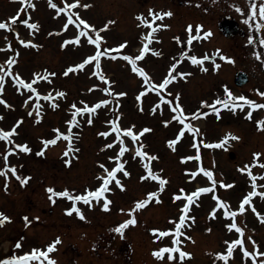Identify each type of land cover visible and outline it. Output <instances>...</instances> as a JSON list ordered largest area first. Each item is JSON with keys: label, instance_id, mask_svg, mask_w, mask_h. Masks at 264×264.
Wrapping results in <instances>:
<instances>
[{"label": "rangeland", "instance_id": "374dc122", "mask_svg": "<svg viewBox=\"0 0 264 264\" xmlns=\"http://www.w3.org/2000/svg\"><path fill=\"white\" fill-rule=\"evenodd\" d=\"M4 3V0H0V9L1 16H5L4 10L1 5ZM7 1V0H6ZM57 1V0H55ZM62 1V0H61ZM92 3L93 6H89L82 10V13L92 15L95 17L97 22L110 19L114 21L117 19V24L124 25L126 28L131 30V34L134 32L135 20L132 17L133 12L135 13V5H133L130 0H127V3L120 0H82L81 2ZM21 4V1H18ZM35 3L36 7L33 8L34 13H32L27 6L19 5L21 8H24V14L28 12V15L31 16L32 20H36L40 25L41 32L36 35V38L32 39L36 41L40 46L34 49H30L21 45L19 40L16 37H12L9 41H5V45L8 47V44H14V52L10 53L8 57H13V59L18 60L15 68H13L14 74L19 73L20 77L25 79L28 82H31L34 78V74L39 73L41 76H47L50 73H56L55 76H51L48 80H40L34 85L38 91L44 95L49 92L53 93L56 91H63L66 93V96L61 97L57 100L60 106L58 108H53L50 105V101L40 100V104L43 106L41 109L35 108V95L30 93V91L25 92L24 90L21 93L16 91V87L12 86L9 80L5 77V85L2 99L7 101V105L3 102H0V106L4 109V119L1 124L5 130H10L17 121L21 120L22 123L17 127V134L14 135L13 140L18 143H27L31 148V153H24L22 151H17L12 154V158L7 161V164L3 166L7 168L8 173L11 172L10 166L17 167V173L21 176H25L28 171L32 174L33 181L29 186L27 184L19 185V180L16 177V174H11L12 177H15L17 182L15 186H11V193L13 196H16L17 199H8L7 206L11 207L12 211L8 216L11 221L8 222L3 228H0V239L10 238L14 241L12 247L14 252L13 255H22L24 253L31 252L34 248L43 244L45 241L53 238L55 236V231L61 232L64 229L61 227L59 220H51V217L56 216L60 213V208L63 206L61 204L62 199L56 198V207H54L53 212L45 213L44 218L39 212L27 209V200L30 199L31 189L35 196L36 204L40 206L42 210L43 207H48L49 203L46 204L45 197L40 199L39 195H42V182L44 179L47 180V184L50 186H57L62 178V183L65 188L69 190H79L74 194H79L84 192L89 187H97L98 181L97 177L102 172V169L99 167V163L103 162L108 167L114 166V161L110 160V156H115L118 154L119 144H115L112 148H105L106 144H110L115 139V134H111L108 137L99 135L98 133L108 131L110 125L106 123L112 119H119L120 125L122 127H130L135 125V131L140 132L144 128H149L151 131L145 132L142 137L139 139V144L144 145V150L149 152L150 155L158 157L160 159L152 160L153 171L164 178L167 179L168 183L165 186V190L160 196V202L158 205L154 206L157 202L153 199L150 203L151 206L144 207L137 210V224L142 223L144 217L145 220H148V223L155 226H162L165 229L174 228V224L170 222L171 218H178L181 213L182 204L186 200L182 199L180 201L174 200V193H178L181 188L185 189L188 193H191L198 187L202 186H211V181L204 174L195 175L194 179H190L193 172L199 171L196 164V159L183 160V157H199L203 160V167L207 170H211L215 174L216 180L224 181L225 183L234 184L231 188H224L220 183H217L216 186L222 188L223 198L225 201H228L232 209H238L240 201L243 199V196L249 192L251 189V182L248 176L245 173H241L239 168L241 166L249 165L254 161V153H261L260 160L264 162V130H260L256 121L261 118H264V109H257L253 112V118L248 119L246 117V112L251 110L250 106H246L243 109V114L239 113L241 110H228L226 113L225 109L221 110L220 118L218 119L216 114L212 112L209 108L203 105L202 101H209L212 103L217 97H221L224 93V87L220 88H210L207 84L209 77L203 75L201 77H196L198 74H194L190 79L183 78L178 80L174 87L171 89L164 90L168 94L167 98L175 100L177 94L180 97V104L183 106L186 113H193L199 111H208L209 115L207 117L200 116L199 119L194 120V124L197 125L200 129L198 133H187L186 139L183 141L185 143L178 142L180 146H177V149H173L169 146V138H163L162 132L165 129L160 127V122L164 119H171L174 113L171 110V106L165 103L162 106V110L156 109L154 106L158 103L157 96L151 98V95L148 94L151 91L149 90L141 100H149L146 104L138 105L141 101L138 99L139 93L143 91L147 86L141 84L132 85L130 84L133 78L129 81L128 78H131L130 73L126 71L127 66H122L119 62V59L116 58V64L107 63L113 62L111 58H105L102 60V69L103 74L106 76L111 73V81H115V85L110 86V84L102 83L97 76L92 75L94 79L88 80L86 75L79 71H73L67 76L64 75V72L71 64H78L82 62L85 54V50L81 51L80 59L68 61L67 50L60 51L57 54L53 53V35L48 37V34H45V31L48 28H58L57 25L50 22L55 17L53 9L51 12H43V8L49 6L42 4L43 8H40V3H46V0H31ZM125 5V6H122ZM7 7L9 10H14V6L8 4ZM48 17L47 20H44L45 15ZM7 17H10L9 15ZM59 25V24H58ZM119 28L121 29V26ZM59 28H61L59 26ZM115 34H118L117 30H113ZM20 34V39L29 41L31 35L26 30L18 31ZM43 33L46 35L44 38ZM126 36L119 35L114 37L113 41L118 43L121 39H126ZM129 38V35H128ZM129 40V39H128ZM50 42V46L49 43ZM220 44V41L209 40L205 47L217 46ZM227 48L230 46L226 45ZM204 46L196 47L195 50H199ZM39 48V49H37ZM257 46H249L247 49V59L248 64L245 65L247 72L252 75L249 84L242 89H237L235 86L232 87V91L236 95H244L250 99H253L259 102L264 97H261L256 90L264 91V64L256 63L253 53L256 51ZM207 49V48H205ZM259 49V48H258ZM128 47L122 49L123 52H128ZM246 50V49H245ZM19 55H16V53ZM83 55V56H82ZM78 57V58H79ZM124 60V59H120ZM4 62L8 61V58L3 59ZM76 61V62H74ZM143 61V60H141ZM168 61L165 62V65ZM94 64V63H92ZM139 64H142L140 62ZM91 65V64H90ZM90 67V66H88ZM165 67V66H164ZM93 72L96 71L95 67L92 68ZM5 71V67L3 69ZM159 72V69H158ZM157 72V73H158ZM163 73V72H162ZM134 77H139V75H134ZM211 78H213L211 76ZM217 78V77H216ZM96 84H98L97 87ZM86 87V88H85ZM105 87H111L114 89V92H124L126 95L122 97L115 96V94L109 95L105 93L103 89ZM91 89V91H89ZM171 93V95H169ZM29 95H33V100L28 101L27 106L25 105V100H27ZM107 99L110 101L108 105L102 106L98 111V115L93 118L94 123L88 124L86 120L81 121L83 124L75 130L74 133V146L79 149L74 156H71V165L65 163L66 159L62 154V151L65 145H59L54 147L52 150H46L44 155H39V151L42 148V140L45 138H50L55 133L54 129L60 128L62 131L67 130L66 121L71 118L72 113L69 111L71 104L76 103L78 107L87 106L86 104H92L98 99ZM84 101L85 104L82 103ZM156 102V103H155ZM155 103V104H154ZM262 103V102H259ZM264 103V102H263ZM154 104V105H153ZM11 105V107H8ZM143 109V110H141ZM3 111V110H2ZM0 111V112H2ZM29 112H32V115H29ZM34 112H39L41 118H38ZM199 114V113H198ZM234 114V115H233ZM233 115V116H232ZM39 119V122L37 120ZM192 117L189 116V121L192 123ZM158 124V129L161 132V138L155 139V129L150 128L153 125V122ZM177 122H171V131L174 132L173 128ZM233 133L235 136H239V140L230 139L227 142L226 147H205L204 144L207 142H214V140H221L225 137L227 133ZM171 136V135H170ZM197 142V143H196ZM3 140H0V156L4 153L5 148L2 145ZM125 143L129 147V151L125 153V156L122 158L126 160L125 168L128 172L131 173L130 176H125L123 173H119L122 183H124V178L128 182L124 190L117 189L114 186H110L113 191L107 193L108 197L113 201L110 205V210L105 211L102 208V204H95L94 206L84 205L85 219L83 226L85 229L82 230L86 233V243L89 240H95L98 236L99 242V252H100V262L101 264H173L172 261L168 259L160 260L153 255L155 249L161 247L152 237L146 233L144 230L147 226L144 224L127 228L126 231L129 236L126 234L123 236L126 244L122 247V256L120 258H114L102 248V242L104 238L109 235L112 229L122 222L125 219L124 212L122 213L120 209L127 207L129 201H132L127 209L134 207V202L139 199H144L140 195L141 192L147 193L151 189H156L159 187V182H155L151 179L142 181L140 179L141 175L145 174L143 168V163L139 160L138 157L133 156L132 151V141L125 137ZM199 144V150L195 153V148L193 144ZM10 147L13 148L14 144H10ZM232 152V156H229V153ZM195 153V154H194ZM170 161H173L170 163ZM184 162L185 165H183ZM200 168V167H199ZM198 169V170H196ZM264 171V168H262ZM264 181V180H263ZM244 183L245 186L240 185ZM247 185V186H246ZM27 186V187H26ZM56 190H59L56 188ZM211 193L202 194L197 202H194L192 209L189 212V216L195 217V221H191L190 225L193 231L194 236H198L200 231L204 228L201 224V221L204 220L205 214L211 212L215 207L216 201L211 199ZM12 196V197H13ZM208 196V197H207ZM2 197V196H0ZM29 197V198H28ZM66 204L68 208L71 206V201L66 198ZM16 202V203H15ZM257 211L261 214H264V200L261 198L257 199L256 205ZM154 204V205H153ZM6 206V207H7ZM153 207V208H152ZM246 212L243 214L238 213L237 222L241 227H244L249 233L248 237L255 239L260 246V250L264 251V222L256 215V213L249 210V206L246 205ZM2 208V207H1ZM154 208L155 213L152 217H149V212ZM27 209V210H26ZM119 209L120 212L115 213ZM20 213L16 214L17 211ZM16 211V212H15ZM223 210H219L217 216L212 218V225L214 231L210 232L209 239L205 241L206 247L209 249H217V252L224 251L226 252L227 246L225 244L226 240H232L239 237V235L233 230L229 232L226 228V224L231 222L230 218H225L222 214ZM27 216L30 220V224H26L24 217ZM39 219H36V218ZM156 217L157 219H154ZM130 218V214L126 213V219ZM169 222V227L166 225ZM70 224V230L76 231L79 226H82L81 223H77L75 219L69 217L67 224ZM171 224V225H170ZM79 225V226H78ZM94 226H97V230L93 229ZM45 227H49L48 230L44 231ZM53 227V228H52ZM167 227V228H166ZM190 228V227H189ZM189 229V231L191 230ZM186 228L185 230H187ZM31 230H33L31 232ZM150 231V229H148ZM147 230V231H148ZM125 231V232H126ZM188 231V232H189ZM227 232L225 235L224 232ZM221 232V233H220ZM220 233V235H219ZM132 234L137 237H133ZM190 234V236L192 235ZM67 237L64 238V244L66 247L69 246V242H73L77 237L73 236L74 234H65ZM73 236V237H72ZM120 236V235H119ZM214 240V244L212 241ZM64 237V235H63ZM248 237H246V242H248ZM165 245H172L171 237L164 238ZM199 241V237H191V241ZM20 243L22 247H16L17 243ZM48 242V241H47ZM71 242V243H72ZM76 242V241H74ZM111 244L118 246L116 242V237L111 239ZM202 242V241H201ZM77 243V242H76ZM63 243H59L55 250L51 252L52 259L56 261V264H66L69 262L71 254V249L64 254L62 251L65 248ZM250 250H255L252 241L249 240ZM128 246V249L126 247ZM200 246V245H199ZM198 246V248H199ZM194 250L198 249L193 247ZM119 250V247H118ZM127 252V253H126ZM61 253V254H60ZM107 253V254H106ZM103 254V255H102ZM167 256V254H165ZM195 257L200 258L201 260H193L185 258L184 261L177 262L175 264H209V259L204 253L194 252ZM50 256V257H51ZM68 256V257H67ZM64 258H68V261L65 262ZM194 258V257H193ZM259 259H264L260 257ZM221 264H224V261L219 260ZM31 264H39L38 261H32ZM48 264V262H44ZM91 264V263H90ZM96 264V262H93ZM229 264H253L251 258H246L238 246L234 251V256L230 258Z\"/></svg>", "mask_w": 264, "mask_h": 264}, {"label": "snow or ice", "instance_id": "6c2138e0", "mask_svg": "<svg viewBox=\"0 0 264 264\" xmlns=\"http://www.w3.org/2000/svg\"><path fill=\"white\" fill-rule=\"evenodd\" d=\"M22 4L29 6L31 8H35V3L31 2V0H22ZM49 6L53 9L57 10V15L59 16L61 13H67V23L64 25V30L68 29V26L70 24L75 25L78 29H81L79 33L73 37L70 38V40H66L64 42L63 46H67L69 43L74 42L75 44L79 45L81 44V38L85 37L87 42L91 45L95 46V52L92 55L87 56L82 62L69 66L67 70L64 72V75L67 76L69 73H72L74 70L79 71L85 69V67L91 63L94 62V66L96 71L93 73V75L97 76L99 80L105 81L108 80L107 76L103 74V69L101 66V58L102 57H109L111 59H116L117 57H121L125 61L129 62L132 68V71L139 73L141 77H143V82L147 87L139 93L138 99H141L149 90L154 92H160L161 89L167 90V86L173 81L177 79L176 76V70L178 65L182 62L181 60H177L175 63H173L168 71V75L163 79L160 83H154L152 81L151 76L147 73V71L138 66V61L142 60L145 55L148 52H154L156 55H161L160 52L156 51L155 49H152L149 47V45L152 43L154 37V34L160 29V28H166L170 27L169 25L165 24H158L157 21L163 20L165 17H171L173 13L171 11L163 12L161 11L159 14L156 13L155 10L149 11V16H151V19H148L144 16L143 13L139 14L138 19L141 21L142 25L146 28H149L150 30L142 37L143 46L139 50L138 55H131V54H125L121 50L124 49L127 45V42L121 43L117 45L115 48H109L106 51L102 50L101 45L102 42L105 41V37L101 34L103 31L102 29H97L95 25H92L87 20H84L80 18L79 12H73L72 10L77 8V6H81L84 8L89 7L88 4H81V0H74L73 3H69L68 0H64V6L60 7L57 3L54 2V0H49ZM236 7V10L238 12L243 13L244 9L240 8L239 6L234 5ZM249 8L250 13L246 15V23H252L253 19L257 16H259L261 19L256 20L254 27L257 30H264V0H260L259 3L254 2V0H249ZM24 12V8L22 7L16 15H13L10 17L11 24L8 22H0V29H11L14 24L18 22V19L20 17V14ZM75 15L77 17L76 20H73L72 17ZM22 22L24 25L31 29H37L38 24L37 23H30V16L27 19H23ZM113 23V21H109L108 24ZM108 24L104 26V28L108 27ZM84 26V28H81V26ZM203 29V25L196 26L195 28V34L194 33V26L188 25L187 26V51H181L180 57L181 58H187L191 61L194 65H200L201 71L207 72L209 69L207 67H204L205 61H215L217 56H220L225 61H230L234 63V59L231 57H228L226 55H221L220 50H216V53L214 55H204L203 57H198L197 55H190V51L193 47V42L198 41L204 37H209L212 35L211 31H205L201 32ZM94 33L93 34H90ZM17 39H19V42L21 44H27L31 46L33 44V41H25L23 39H20V34L16 33ZM174 39L178 41L180 44H184L185 41L181 39L180 36H175ZM253 37H249L248 42L251 44L253 43ZM259 43L261 45H264V36H261L259 38ZM12 44H8V48H11ZM16 55H19L17 52ZM253 55L257 59L264 60V52L256 51L253 53ZM175 59V58H174ZM16 63L15 59H12L8 65H7V75L11 76L13 80L17 81L18 84L22 85L23 88H26L30 91V93L34 94L35 99V108L41 109L43 106L40 104V100L43 99L45 101H52L51 106L53 108H58L60 105L56 103V97H64L66 96V93L63 91H57L55 93V97L51 92L42 95L34 85L37 83V81L40 80H48L51 76H55L56 73H50L47 76H41L39 73L34 74V78L31 82L26 81L25 79L20 77L19 73H16L13 75V70L11 65ZM4 65H0V93L4 92V85H5V75L3 73ZM215 68L218 70L220 68V64H215ZM180 76L186 77L187 75H190V73H179ZM109 84L111 81H108ZM97 87V86H94ZM17 91H22L20 88L17 89ZM91 91V89L89 90ZM105 93H108L109 95L115 94V96L122 97L126 95L124 92H114V89L111 87H105L103 89ZM258 91L259 95L261 97H264V91L256 90ZM171 95V93H169ZM33 100V95H29L27 100H25V105L27 106L28 101ZM0 102H3L7 105V101L3 100L2 97H0ZM83 103V102H82ZM110 103L107 99H101L98 103L92 105V106H84V107H78L76 103L71 104L69 111L72 113L71 118L67 120L65 123L67 125V131H62L60 128L54 129L56 136L51 139H43V148L39 151V155H44L46 149L50 145H55L57 142L63 138L67 142V147L63 153L65 157H69L66 159L65 163L69 166L71 165V156H74L76 152L79 151L78 148L74 146V133L73 128L77 125H81L80 117L85 113H95L97 109H99L101 106L108 105ZM167 103L171 106V110L174 113L170 121H164L165 125L170 124L173 121L178 122L182 127H180L178 134L174 139H171L168 141V144L170 147L175 150L176 144L186 135L187 133H198L200 129L195 126L193 123L189 121V116L192 117V119H199L200 116L207 117L209 115L208 111H199L193 112V113H186L183 106L180 104V97L179 94L176 95L175 100L168 99L167 97H163L159 104L154 107V111L157 109V107L162 108V106ZM203 105H205L207 108H209L212 112H214L217 116V118H220L221 110H243L246 106H250L251 110L246 112V117L248 119L253 118V112L257 109H264V103H259L253 99H250L244 95H236L233 93V91L227 86L224 85V93L221 97H217L212 103H209V101L205 100L201 102ZM8 107H11V105H8ZM143 110V109H141ZM199 113V114H198ZM29 115H32V112H29ZM38 118L42 117L40 116V113H36ZM0 119H3L2 116H0ZM39 122V119L37 120ZM22 123L21 120L17 121L16 125H14L10 130H5L4 128H0V140L6 141L9 144H14L13 148H9L7 152L3 155V159L5 163L7 164V161L9 159V156H11L13 153L19 151H22L24 153H31L32 148L25 142V143H18L15 140H13L14 135L17 134V127L19 124ZM88 124H93V119L89 116L87 118ZM111 127L108 131H104L101 133H98L99 135H102L104 137H108L111 134H115V139L112 143L106 144L105 148H112L115 144H119L118 154L115 156H110L109 159L114 161V166L109 168L107 165H105L103 162L99 163V167L102 169V172L98 175L97 179L98 181H101L97 187L94 189L89 187L84 192L79 194H74L75 190H69L68 188H64L63 190H56L54 187H48L47 192L50 194V199L52 200V203L54 204L56 202V198H67L69 201H72V205L65 209L66 213L69 215H72L73 213L77 214L81 219H85L84 212L82 211V208L79 206L80 203L83 205L88 206H94L95 204H101L102 208L105 211L110 210V205L113 203V201L106 195L107 193L113 191V189L110 187L112 183H115L121 190L125 189V184L122 183L120 177L118 176L119 173H123L125 176H130L131 173L128 172V170L125 168V164L127 163L126 160H123L122 158L125 156V153L129 151L128 145L125 143V137L131 138L134 142H138L140 137L143 136L145 132L151 131L149 128L142 129L139 133L136 132L135 125H132L130 127H122L120 125L119 119H112L107 121ZM258 128L260 130H264V118L259 119L256 121ZM230 139L239 140V136H235V134L229 132L225 135V137L216 142L215 144L209 145L210 147H225L226 143ZM194 148L199 150V144H193ZM135 155L137 157L143 158V168L145 170V174L141 175L140 179L142 181L146 180H153L159 182L158 190L156 191H149L146 194V198L139 199L134 202V207L127 209V212L130 214V218L123 220L118 225H116L112 231L116 234H119L122 238L125 235V230L132 225L137 224V217L136 212L139 209L144 208L145 206L149 205L153 199L155 198L156 202H160V193H162L165 190V186L167 185L168 181L163 176L155 173L153 171L152 167V160L157 159L158 157L150 155L149 152L144 150L143 144H138L136 147ZM261 153H254V161L252 164L241 166L239 168V171L241 173L247 172V175L250 177V182L252 184V190L247 192L246 195L243 196V199L240 201L239 208L238 209H232L230 203L228 201H225L222 199L219 195H214L213 199L216 201L215 207L210 212V218H215L217 216V213L219 210H223L222 214L227 219L230 218L231 222L226 224V228L229 232H232L235 230L239 237L232 240H226L225 244L227 246L226 252L221 251L215 253V256L218 260L224 261V264H229L230 258L234 256V251L239 246L241 251L243 252L244 256L246 258H251L253 264H264V259H259L260 257H264V251L260 250V246L258 245L257 241L253 239L252 237H248L249 240L252 241V244L254 245L255 250H249L245 246V240H244V233L245 229L244 227H241L237 222V216L238 213L243 214L246 212V205H251L252 210L256 213V215L260 218L262 222H264V214H261L259 211H257L254 203H253V197H256L259 195L261 198H264V191H257V175L253 174L252 169L259 164L261 167H264V162H261L259 159L261 157ZM199 155H196L195 157L189 156V157H183L182 159L187 161L190 159H199ZM11 172L13 174H16V177L22 184H27L28 181L31 179L29 176H21L17 173V167L16 166H10ZM199 172H202L209 181H211V186H202L198 187L191 193H188L185 189L181 188L178 193H174V200L180 201L182 199L186 200L185 203L182 204L181 213L178 216V218H171L170 222L174 224V228H169L167 230H161V229H152L151 231L153 233H159L158 236L155 238L157 240H160L161 238L171 237L172 239V245L171 246H163L159 249H155L153 251V255L160 260H164L165 258L169 261H172L173 264H175V261L177 260V253L179 261H184L185 258H188L191 256V253L183 250L181 247L182 241L181 236L186 235V233L183 231L185 226L190 227L191 225L188 224V221H195V217L189 216V212L191 210V206L194 202L198 201L200 196L202 194L206 193H213L214 188L216 187L217 183H220L224 188H231L234 186V184L225 183L224 181H217L215 178V174L211 170L205 169L203 166L199 168ZM0 175L7 176L8 171L7 168H0ZM196 173H192V176L190 179L195 178ZM260 179H264V176L259 177ZM7 187V185H5ZM120 211L123 213L126 210L120 209ZM36 219H39L38 217ZM10 217L5 215L3 212H0V225H3L5 222L9 221ZM24 220L26 221V224H30L31 220L25 216ZM211 231V229H208ZM188 239H191L189 236ZM60 242V239L57 238L51 245L48 246L47 250H41L34 248L29 253H24L22 255H13L9 256L5 259H0V264H31L32 261H38L39 264H44L45 260H47L48 264H56V261L54 259H51L49 257V253L55 250V245ZM16 247H22L20 243H17ZM167 254V256L165 255Z\"/></svg>", "mask_w": 264, "mask_h": 264}, {"label": "flooded vegetation", "instance_id": "af4514ba", "mask_svg": "<svg viewBox=\"0 0 264 264\" xmlns=\"http://www.w3.org/2000/svg\"><path fill=\"white\" fill-rule=\"evenodd\" d=\"M152 0H144L143 2H151ZM175 12L176 22L187 21L189 22H205L212 21L213 24L217 25L218 22L226 16H230L232 20L241 25L246 20V15L250 13L249 0H233V6H239L244 9V12H238L235 8V13L229 12L224 16V2L225 0H168ZM153 2V1H152ZM259 3L260 0H254ZM247 10V12H246ZM239 15V16H238ZM259 16L253 19L251 23L254 30L255 21L258 20ZM243 33V32H242Z\"/></svg>", "mask_w": 264, "mask_h": 264}]
</instances>
